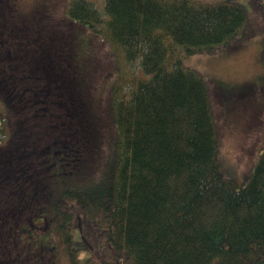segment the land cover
I'll use <instances>...</instances> for the list:
<instances>
[{
    "label": "trees",
    "instance_id": "trees-1",
    "mask_svg": "<svg viewBox=\"0 0 264 264\" xmlns=\"http://www.w3.org/2000/svg\"><path fill=\"white\" fill-rule=\"evenodd\" d=\"M63 9L0 0V212L14 240V259L2 252L0 264H54L61 242L79 264L75 208L106 243L89 254L100 264H264V148L241 184L220 168L211 81L178 56L244 33V6L69 0ZM74 21L128 67L111 80L104 115L81 87ZM87 167L86 180L54 196L53 183ZM30 248L42 253L32 263Z\"/></svg>",
    "mask_w": 264,
    "mask_h": 264
},
{
    "label": "rangeland",
    "instance_id": "rangeland-1",
    "mask_svg": "<svg viewBox=\"0 0 264 264\" xmlns=\"http://www.w3.org/2000/svg\"><path fill=\"white\" fill-rule=\"evenodd\" d=\"M37 1L49 4L52 13L56 11L57 16L64 14L63 3L65 7L69 2V0H63L64 2L62 0H20L26 7L33 6ZM101 1L98 0V3ZM238 1L244 6L248 16V26L244 33L211 52L192 54L180 52L178 56L184 66L197 69L211 81L213 109L217 120L219 119L220 128V168L227 171L236 183L241 184L245 174L257 162L264 148V33L261 28L264 0ZM97 7L102 10L103 3L101 7ZM74 23L77 24L76 43L84 59V62L80 61L81 87L85 89V83L87 86L90 84L91 92L98 99L96 112L104 115L109 84L114 77L123 73V68L128 67L114 60L107 45L102 42L98 34L76 21ZM136 65L137 63L131 64V69H137ZM90 109H92L91 104ZM4 115L5 109L0 101L1 126L3 122L1 117ZM104 123L108 124L107 118ZM88 170V167L84 168L53 183L54 196L57 198L64 187L80 185L88 178ZM60 200V205H64V200L61 198ZM74 211L76 225L71 231L78 263L100 264L91 259L89 254L94 248H103L106 243L103 239L98 241V233L89 224L86 215L78 212L76 208ZM15 218L13 215L12 220ZM6 229L7 224L0 223V254L7 252L8 259H14L13 236L11 233L7 234ZM29 250L31 254L36 255L29 257L28 262H35L38 255H42L33 248ZM54 250V264H71L69 254L62 242Z\"/></svg>",
    "mask_w": 264,
    "mask_h": 264
},
{
    "label": "flooded vegetation",
    "instance_id": "flooded-vegetation-1",
    "mask_svg": "<svg viewBox=\"0 0 264 264\" xmlns=\"http://www.w3.org/2000/svg\"><path fill=\"white\" fill-rule=\"evenodd\" d=\"M4 215H5V211H1L0 212V219H4ZM5 219L8 220L7 218H5ZM0 223L3 225L5 223V221L4 220H1ZM9 229H12V226H10ZM29 246L32 247L31 244ZM42 249L43 248H41V250ZM20 254H21V252H18V255H20ZM23 254L25 255V257L28 255L27 253H23Z\"/></svg>",
    "mask_w": 264,
    "mask_h": 264
}]
</instances>
